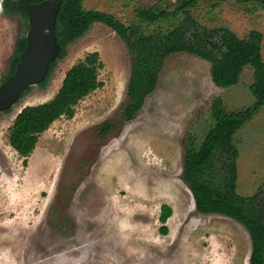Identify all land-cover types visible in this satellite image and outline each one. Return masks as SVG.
Masks as SVG:
<instances>
[{"label": "rangeland", "instance_id": "obj_1", "mask_svg": "<svg viewBox=\"0 0 264 264\" xmlns=\"http://www.w3.org/2000/svg\"><path fill=\"white\" fill-rule=\"evenodd\" d=\"M82 7L146 36L179 25L184 16L240 37L256 31L264 60V7L255 0H82ZM141 7L149 8L151 20L138 16ZM27 31L23 16L0 13V78ZM65 49L44 88L30 85L0 111V264H249L248 230L228 216L196 210L184 154L188 142L199 147L213 125L212 102L229 113L254 103V67L244 66L238 82L223 88L202 57L176 52L156 58L155 87L127 119L132 54L123 38L95 22ZM92 51L103 62L102 85L76 103L71 117H58L40 133L24 162L9 144V126L24 106L50 100L67 69ZM104 121L112 126L101 136ZM231 140L234 166L225 176L238 195L264 199V105ZM220 158L209 164L220 165ZM163 204L171 207L165 234Z\"/></svg>", "mask_w": 264, "mask_h": 264}, {"label": "trees", "instance_id": "obj_2", "mask_svg": "<svg viewBox=\"0 0 264 264\" xmlns=\"http://www.w3.org/2000/svg\"><path fill=\"white\" fill-rule=\"evenodd\" d=\"M42 0H0V13L16 12L28 22L26 5ZM246 1V0H241ZM264 7V0H255ZM138 16L151 20L149 8H137ZM175 14V13H174ZM104 23L126 42L132 54L130 74L127 83L128 102L124 114L131 119L141 108L145 97L154 89L156 77L153 73L154 59H163L168 54L186 52L202 57L210 62V75L219 87L235 85L247 64L254 67L250 91L254 103L233 113L225 112L212 102L213 125L205 134L199 147L188 142L184 154V180L189 186L195 208L203 214H221L242 224L251 238L249 264H264V199L259 194L240 196L235 192L234 181L225 176L234 166L232 136L255 111L264 105V60L260 55L261 34L250 31L240 37L223 26L207 28L184 16L179 25L160 28L146 36L134 25L125 26L110 14L98 10H85L82 0H63L55 21V33L59 51L56 59L65 55V44L83 35L95 23ZM27 43L26 34L21 35L14 47L6 74L0 84L14 71ZM55 59V60H56ZM50 64L45 78L38 83L44 88L49 81L53 64ZM103 62L97 51L88 52L73 64L62 79L56 94L48 101L24 106L8 128L11 147L26 162L32 152L38 135L45 131L58 117L73 115L74 106L84 96L102 85L99 71ZM108 121L100 127L101 136L111 128ZM217 154H221L220 165L209 164ZM171 215V207L161 205L159 220L161 233H166L165 222Z\"/></svg>", "mask_w": 264, "mask_h": 264}, {"label": "water", "instance_id": "obj_3", "mask_svg": "<svg viewBox=\"0 0 264 264\" xmlns=\"http://www.w3.org/2000/svg\"><path fill=\"white\" fill-rule=\"evenodd\" d=\"M63 0L26 5L27 43L13 73L0 84V111L8 109L30 85L42 81L56 59L59 45L55 21Z\"/></svg>", "mask_w": 264, "mask_h": 264}]
</instances>
